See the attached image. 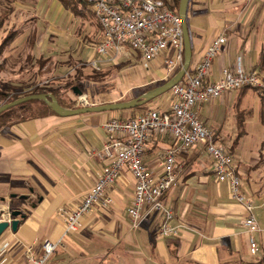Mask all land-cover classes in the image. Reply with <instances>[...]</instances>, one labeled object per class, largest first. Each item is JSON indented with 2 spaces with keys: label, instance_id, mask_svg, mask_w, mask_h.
I'll use <instances>...</instances> for the list:
<instances>
[{
  "label": "crops",
  "instance_id": "obj_1",
  "mask_svg": "<svg viewBox=\"0 0 264 264\" xmlns=\"http://www.w3.org/2000/svg\"><path fill=\"white\" fill-rule=\"evenodd\" d=\"M164 1L174 7L179 0ZM89 22L96 29L93 37H89L88 28L81 36L75 35L78 40L92 42L88 59L80 58L86 67L95 59L93 48L103 38L95 20ZM187 23L192 46L188 73H194L207 49L222 36L227 43L213 62L210 79H219L223 69L234 70L239 62L244 70L254 71L264 46V0H189ZM60 32L71 33L66 29ZM21 37L17 38L19 44ZM47 38L35 39L41 45L36 57L51 59L46 66H52L47 76L50 79L40 82L43 84L65 75L59 70L67 65V61H61L64 59H56L54 53L43 51ZM172 58L175 53L169 50L144 63L138 51L126 47L117 63L103 64L100 71L110 72L105 78L117 84L116 91L129 94L131 101L138 97H134L136 92L142 91L141 96L145 90L163 86L179 73L181 67L173 72L168 69L167 62ZM250 92L255 93L252 89L231 91L197 106L200 118L214 132L216 144L220 136L229 141L231 133H244L239 123L250 114V110L244 109ZM118 103L120 100L109 95L92 106ZM172 103L169 91L135 111L69 117L51 114L0 130V208L9 213L20 212L17 231L8 229L0 236V263L27 264V249L37 253L41 242L49 239L61 241L49 264H260L264 257V180L258 174V163L242 159L237 151L231 154L239 166L244 189L253 197L254 213L262 230L255 234L259 255L252 257L243 225L246 211L231 197L228 183L217 180L213 159L201 144L178 157V185L163 199L174 214L171 225L180 227L178 238L159 236L163 220L159 213L148 212L141 225L133 228L129 207L136 181L128 170L106 192L112 203L107 207L95 205L94 212L82 219L78 230L64 234L65 219L60 209L80 205L101 175L104 165L96 153L107 140L104 123L121 114L125 118L120 119H133L148 110L167 112ZM147 139L145 165L157 178L161 175V154L174 142L169 135L156 132Z\"/></svg>",
  "mask_w": 264,
  "mask_h": 264
},
{
  "label": "built area",
  "instance_id": "obj_2",
  "mask_svg": "<svg viewBox=\"0 0 264 264\" xmlns=\"http://www.w3.org/2000/svg\"><path fill=\"white\" fill-rule=\"evenodd\" d=\"M88 1L103 35L102 41L93 48L95 59L87 63L92 69L100 71L103 64L117 63L120 56L125 54L126 47L138 51L144 63L172 50L175 58L167 62L169 71L183 66L185 43L182 21L164 0ZM226 43V37H219L207 49L194 73L187 72L182 81L171 88L173 103L169 111L148 110L133 119L115 117L104 123L107 140L103 149L96 153L104 165L101 175L80 205L60 209L65 219L64 234L78 230L82 226V219L94 212L95 205H110L112 199L106 192L115 185L120 174L128 170L136 181L129 207L133 228L141 225L148 212L159 213L163 219L159 236L163 239L178 238L180 227L171 225L174 214L163 204V199L178 185V157L188 148L201 144L213 159L217 180L227 182L231 197L244 207L247 218L243 225L249 253L252 257L259 255L255 234L262 230L254 213L256 206L253 197L244 189L239 166L233 156L216 144L214 132L196 111L200 104L244 88L252 89L264 98V73L246 71L240 62L234 70L223 69L219 79H210L213 62ZM79 103L80 108L90 106L84 95L80 96ZM153 132L167 134L174 142L169 150L161 154V175L157 178L144 161L147 138ZM13 220L11 213L0 208V223L11 225ZM60 244L61 241L55 243L45 239L39 252L27 249V264H49Z\"/></svg>",
  "mask_w": 264,
  "mask_h": 264
},
{
  "label": "rangeland",
  "instance_id": "obj_3",
  "mask_svg": "<svg viewBox=\"0 0 264 264\" xmlns=\"http://www.w3.org/2000/svg\"><path fill=\"white\" fill-rule=\"evenodd\" d=\"M9 7H14V5H12L11 2H6V0H0V14L4 9ZM81 8L82 6L80 9ZM80 9L79 11H81ZM65 11L68 10H66L59 0H19V2L15 4V10L13 14H11L10 20L0 33V40H2L9 31L16 29L20 30L19 37H23H21L22 41L20 44L18 43L19 40L17 41L16 39L7 52V56L8 54L11 56L10 58H7V62H5L3 66V71L0 72L1 87L7 86L11 81H16L15 83L19 84L21 83L20 79L22 78V80L24 79V82H22L23 88L29 90L34 84L50 79L47 76H50L52 66L46 67L44 71L40 72L38 70L39 66L34 64L35 67L32 68L31 65L33 63L31 64L27 58L29 53H34L36 57V53H38L37 51H40L41 49V45L36 43L35 48L32 51L31 48H28V43L30 42L29 47H31V42H33L35 38L41 39L42 36H48V42L45 44L43 51H50L55 54L56 59H64L61 61H67V65L59 70H62L65 75L62 77L59 76L58 78L66 79L68 75L75 72L76 68L86 67L83 60L81 61L80 58L82 57L85 60L88 59V56L90 55L89 47L92 46V42H88L83 38L78 40L75 38V35L77 37L81 36L87 28L89 31V37L95 35L96 29L89 22L91 20L90 12H87L85 16L82 14L77 17L71 11ZM58 21H61L60 24H56ZM61 29H66L67 33H71L62 35V32H60L61 34L59 33V30ZM55 37L57 40H55ZM19 57H21L20 64L18 60ZM34 61L35 59L33 62ZM0 62L4 63L3 59H1ZM110 71L114 74V70ZM44 73L46 74L42 76ZM109 73L110 72H108V74ZM108 74L106 73V75ZM99 83H101V85H99ZM39 85L44 86L45 84L41 83ZM81 86L80 90L83 91V95L86 96L90 106L95 102H102L108 99L109 95L112 96L114 100H120V102L130 100L129 94L124 95V93L116 91L118 90L116 89L118 87L117 84L112 80L110 82V78L107 79L104 78V76H101L98 81H85ZM141 92L142 91L134 92V97H136V95L139 96ZM66 97L75 103L76 108L81 107L79 103L80 96L75 95L71 89L67 91ZM244 109L250 110V114L246 116L245 119L240 120L239 123L240 128L243 129L244 133H231L229 135V141L220 136L217 145L220 148L223 147L231 150L232 153H236L237 151V154L239 153L238 155L248 162L253 160L258 163V174L261 179L264 180V100H262L256 93L250 92L245 98ZM122 115L124 114L115 117L119 119L125 118ZM261 202L264 203V187L261 193Z\"/></svg>",
  "mask_w": 264,
  "mask_h": 264
},
{
  "label": "trees",
  "instance_id": "obj_4",
  "mask_svg": "<svg viewBox=\"0 0 264 264\" xmlns=\"http://www.w3.org/2000/svg\"><path fill=\"white\" fill-rule=\"evenodd\" d=\"M6 2H11L12 5H14V7H9L7 9H4L1 14H0V33L1 31L4 29L3 27H5V25L8 23V21L10 20L11 14H13L14 10H15V4H17L19 2V0H6ZM59 2L61 4L64 5V7L66 8V10L71 11L75 16H81L82 14L85 16L87 12H90V16L91 19H94L96 24L97 20L95 18L94 12L92 10L91 4L88 0H59ZM179 5H180V0L177 2L176 6L172 7L170 5H168L176 14L179 13ZM77 6V7H76ZM82 6V8L80 9V7ZM79 9L81 11H79ZM99 27V25H98ZM100 29V27H99ZM20 30H13V31H9L7 33V35L0 40V60L3 59L4 63L0 62V72L3 71V66L5 64V62H7V58H10V54H8L7 56V52L9 51V49L11 48L12 44L16 41V39L19 37L20 35ZM36 39V38H35ZM33 40V42H31V50L33 51L35 48V44H36V40ZM21 57H19V64H20V59ZM28 60L30 61V63L32 64V68L35 67V65H38L39 68L38 70L44 71L48 62H50L49 60H51L50 58H44V57H40L37 58L35 56H33V54L29 53L27 56ZM35 59V61L33 62V60ZM36 62V63H35ZM35 64V65H34ZM37 67V66H36ZM20 71L22 72V70L20 69ZM254 71H258L260 73H264V46L262 47V50L260 52V57L259 60L257 62V65L254 68ZM49 73V72H46ZM46 73H44L42 76H44ZM106 73L102 72V71H96L92 68H76L75 72L73 74H70L66 77V79H61V78H56L54 80H52L51 82H48L45 85H49V86H43V85H39L41 84L40 82L38 84H34L33 87H31L29 90H25L23 88V83L24 82L22 80V78L20 79L19 84H16L15 82H9L7 86L1 87L0 86V107L1 105H5V104H11L12 102L19 100L21 98L24 99V97L27 96H31V95H40V94H51L53 95L57 101L59 102L58 104H60L63 108L66 109H78L75 106V103L72 102L68 97H66L67 91L69 89L72 90V92H75V90L80 91L83 93L82 90H80L82 87L81 85L84 84L85 81H98L101 76H104V78ZM53 83V84H52ZM52 84V85H51ZM76 85V86H75ZM249 88H244L241 89L242 90H247ZM153 90L152 89H147L144 91V93H147L149 91ZM143 93V94H144ZM142 94V95H143ZM141 95V96H142ZM141 96H138L141 98ZM137 97V98H138ZM262 100H264V98H262ZM123 102H129V101H123ZM121 102V103H123ZM143 107H138L133 109L135 110H139L142 109ZM51 114H55L56 113L52 110V108L50 106H48L44 101L42 100H32L29 102H26L21 105H18L16 107L10 108L8 110H6L5 112H3L2 114H0V130L3 129H9L10 127L12 128L13 125L23 122L24 120H32V119H37V118H43L46 117L48 115ZM230 154H232V151L229 150L228 151ZM260 264H264V257L261 260Z\"/></svg>",
  "mask_w": 264,
  "mask_h": 264
},
{
  "label": "water",
  "instance_id": "obj_5",
  "mask_svg": "<svg viewBox=\"0 0 264 264\" xmlns=\"http://www.w3.org/2000/svg\"><path fill=\"white\" fill-rule=\"evenodd\" d=\"M189 5V0H180L179 5V17L180 21H182L183 26V34H184V43H185V57H184V63L181 67V70L179 73L170 81H168L163 86H160L156 89H153L145 94H143L140 97L131 100L129 102H123L118 104H107V105H101V106H88V107H82L78 109H66L63 108L57 99L49 94H40V95H31L16 100L12 102L11 104H5L1 105L0 107V114L5 112L6 110L16 107L18 105H21L26 102L32 101V100H42L44 101L48 106L52 108V110L61 117H69V116H76V115H83V114H90V113H100V112H111V111H123V110H130L135 109L137 107H141L145 105L146 103L154 100L155 98L169 92L172 87H174L176 84L182 81V79L185 77L186 73L189 71L191 61H192V46H191V40H190V34H189V28L187 23V9ZM78 96H82L83 93L80 91L75 90ZM12 217L14 218L13 222H11V225L7 222L0 223V236L4 234V232L11 228L12 231L16 232L19 226L20 222L17 218L20 216V212H14L11 213ZM1 238V237H0Z\"/></svg>",
  "mask_w": 264,
  "mask_h": 264
}]
</instances>
